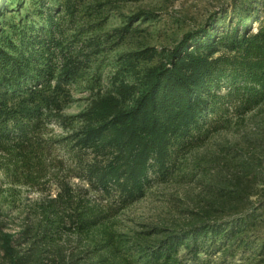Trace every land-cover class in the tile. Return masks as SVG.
Instances as JSON below:
<instances>
[{
    "label": "trees",
    "instance_id": "16d2710c",
    "mask_svg": "<svg viewBox=\"0 0 264 264\" xmlns=\"http://www.w3.org/2000/svg\"><path fill=\"white\" fill-rule=\"evenodd\" d=\"M117 2L0 0V197L4 182L47 191L32 222L22 221L17 230L0 223V264H188L201 253L226 257L250 247L264 255V238L259 244L248 241L250 231L264 229L259 198L223 223L195 221L146 241L116 230L111 211L89 195L99 190L120 206L142 197L150 173H168L173 148L199 133L201 138L202 121L212 112L211 88L220 82L244 110L264 103V0L235 6L229 19L185 32L172 47L120 53L110 90L66 116L67 85L101 42L95 37L65 42L61 13L82 34L88 26L97 31ZM13 3L15 9H9ZM10 10L16 13L7 17ZM150 14L138 10L107 35L121 38L133 21ZM54 120L68 126L65 134L52 133L48 124ZM61 152L64 159L57 156ZM240 165L255 181L258 173L264 181V161ZM72 176L89 187H74ZM239 181L225 182L223 197ZM238 197L239 192L233 195Z\"/></svg>",
    "mask_w": 264,
    "mask_h": 264
},
{
    "label": "rangeland",
    "instance_id": "374dc122",
    "mask_svg": "<svg viewBox=\"0 0 264 264\" xmlns=\"http://www.w3.org/2000/svg\"><path fill=\"white\" fill-rule=\"evenodd\" d=\"M250 1L118 0L116 4L119 6L112 8L108 17L96 25L99 26L97 31L88 26L87 32L82 34L67 15L61 13L65 42L77 43L78 39L90 37L98 38L101 42V48L90 56L87 67L67 85L70 98L62 110L63 114L75 116L88 106L98 92L110 90L111 80L119 66L120 53L146 46L158 50L172 47L185 32L202 26L210 27L221 18L227 20L232 16L235 6L240 7ZM14 7V3L10 4L9 9ZM28 7L26 5L24 9ZM141 9L150 11V16L133 21L131 30L121 38L107 35L122 25L128 15ZM258 11L263 13V9ZM14 13L15 10H10L6 15L9 17ZM90 49L88 46L86 51ZM211 93L212 112L207 113L202 121L201 138H198L199 133L190 143L175 146L170 156L168 173L164 176L150 173L152 182L142 197L120 206L116 197L105 196L99 190L89 192L91 197L111 211L116 230L148 241L195 221L223 223L257 205V201H252L258 198L264 201L261 175L258 173L259 177L255 181L252 173L243 172L240 165L242 160L264 161V151L261 150L264 148V103L244 110L240 100L228 93L225 82L213 86ZM63 125L56 120L48 124L55 136L66 133L67 129L63 127L68 126ZM73 125L76 126V122ZM85 155L86 158L90 157L88 153ZM57 156L62 159L66 157L62 152ZM236 174H242L238 176L239 184H229L228 195L223 197L221 187L231 178L236 181ZM69 180L74 187H89L81 177L72 176ZM49 185L51 193L55 194L58 188L52 181ZM3 187H6V191L0 197V223L7 229L17 230L22 221L32 222L33 210L47 191L5 182ZM238 192L239 197L233 198ZM263 238L264 229L250 231L248 241L259 244ZM263 256L256 248H239L226 257L220 253H201L199 261H188V264H264L260 260Z\"/></svg>",
    "mask_w": 264,
    "mask_h": 264
}]
</instances>
